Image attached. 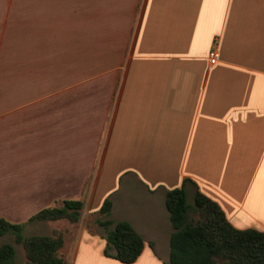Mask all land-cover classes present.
<instances>
[{"label": "crops", "instance_id": "0c3cea01", "mask_svg": "<svg viewBox=\"0 0 264 264\" xmlns=\"http://www.w3.org/2000/svg\"><path fill=\"white\" fill-rule=\"evenodd\" d=\"M34 1L49 8L50 0H0V218L24 224L31 236L65 223V261L105 254L104 234L88 226L93 214L97 225L128 222L144 240L133 264H169L165 196L189 181L190 198L195 185L235 228L264 232V0H143L102 154L105 115L90 126L95 139L87 152V135L78 131L67 138L59 129L51 145L49 133L18 127V113L36 106L19 103L15 86L8 95L3 80H17L19 65L50 64L49 44L30 38ZM123 1L121 16L132 19L140 0ZM109 99L97 114H107ZM19 137L28 139L25 147ZM107 199L112 211L103 218ZM65 200L84 202L78 224L29 221Z\"/></svg>", "mask_w": 264, "mask_h": 264}, {"label": "rangeland", "instance_id": "374dc122", "mask_svg": "<svg viewBox=\"0 0 264 264\" xmlns=\"http://www.w3.org/2000/svg\"><path fill=\"white\" fill-rule=\"evenodd\" d=\"M36 3L33 26L37 31L31 33L30 38L36 40L35 43L43 40L44 44H49L50 64L19 65L17 80H3V89L7 90L8 95L10 91L13 93L15 86L19 103L36 106L18 113V127L35 132L44 131L46 135L49 133L51 145L58 143L59 129L65 130L67 138L77 135L78 131L80 135H87L83 137L81 143L82 149L87 152L86 149L95 139L90 126L99 127L102 124L100 119L106 116L104 132L98 144V152L102 154L121 90L122 78L134 45L144 1L138 2L132 19L121 16L122 8L127 5V1L123 0H50L48 9L45 3L43 7L41 3L38 6ZM21 51H24L30 60V53L19 50ZM32 52H37V49ZM43 52L45 60L46 48ZM34 58H37L36 54ZM101 73L104 75H100ZM91 89L95 92L92 93ZM107 93L110 96L107 103L108 112L97 114L95 109L99 106L96 105L100 103L106 105ZM95 94L98 98L91 97ZM7 100L9 101L8 97ZM39 143L41 144V140ZM17 144L19 148L25 147L28 139L19 137ZM20 155L21 153H18V157ZM95 215L93 214L87 221L88 226L90 230L104 234L103 228L97 225L100 217ZM85 222L86 219L84 224ZM64 224L57 227L53 225L54 227H49L47 232L51 234L52 230H63ZM79 227L80 225L74 226L77 229ZM31 235L29 230H25V237ZM5 243H12L16 248L15 264H26L24 248L15 243L14 236L0 237V247ZM108 258L110 257L101 252H95L77 258L68 257L66 263L112 264Z\"/></svg>", "mask_w": 264, "mask_h": 264}, {"label": "trees", "instance_id": "16d2710c", "mask_svg": "<svg viewBox=\"0 0 264 264\" xmlns=\"http://www.w3.org/2000/svg\"><path fill=\"white\" fill-rule=\"evenodd\" d=\"M185 181L183 187L169 190L165 206L170 215L173 232L169 240V264H264V232L240 230L227 219L221 207L197 187L190 198ZM84 202L65 200L43 209L30 222L66 220L78 224ZM112 202L106 200L99 211L109 217ZM107 242L105 255L122 264H133L144 249L142 236L128 222L98 221ZM24 224H13L0 218V237L13 235L16 244L23 246L26 264H67L60 255L64 232L57 229L50 235L24 236ZM114 252V253H113ZM16 248L12 243L0 247V264H15Z\"/></svg>", "mask_w": 264, "mask_h": 264}, {"label": "built area", "instance_id": "2783aa9c", "mask_svg": "<svg viewBox=\"0 0 264 264\" xmlns=\"http://www.w3.org/2000/svg\"><path fill=\"white\" fill-rule=\"evenodd\" d=\"M209 62L211 65H215L217 62V55L214 51L209 54Z\"/></svg>", "mask_w": 264, "mask_h": 264}]
</instances>
